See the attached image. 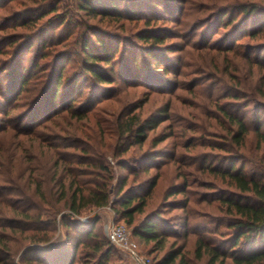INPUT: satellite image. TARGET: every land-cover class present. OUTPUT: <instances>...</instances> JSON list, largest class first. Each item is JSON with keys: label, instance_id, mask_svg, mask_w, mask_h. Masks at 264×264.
<instances>
[{"label": "trees", "instance_id": "trees-1", "mask_svg": "<svg viewBox=\"0 0 264 264\" xmlns=\"http://www.w3.org/2000/svg\"><path fill=\"white\" fill-rule=\"evenodd\" d=\"M161 1L0 0V136L11 140L0 137V264H17L19 253V264H129L102 232L99 217L82 223L62 213L57 219L64 210L79 214L109 204L133 226L137 241L153 242L155 250L163 251L169 238L182 234L175 232L177 226L184 228L185 240L194 236L195 257H205L207 264H264V0L216 4L203 17L194 16L193 1L188 9L189 0ZM141 21L144 26L138 28ZM167 21L176 27L160 24ZM209 23L216 27L209 31ZM219 30L220 37L211 41ZM186 34L195 39L189 41L192 46L240 54L250 70L247 79L232 71L228 80L220 76V87L218 82L215 88L209 85L208 97L215 99L220 115V146L204 135L196 138L220 148V153L206 152L196 160L223 184L209 183L196 203L215 202L222 214L194 221L200 214L191 208L189 179L180 171L182 182L163 194L167 207L184 212L173 216V223L157 208L146 212L159 172L140 177L158 169L164 157L183 163L193 157L161 148L120 159L146 145L150 131L173 118L170 104L145 116L146 100H136L117 115L113 151L117 165L128 170L118 184L107 154L98 153L78 132L88 128L100 98L113 96L122 85L146 84L151 92L170 94L188 86L180 80L187 64H174L168 56L185 48L175 39ZM245 38L256 42L243 43ZM252 130L261 151L255 158L243 151ZM173 136L152 138V144ZM189 142L183 144L186 150ZM14 146L18 151L12 156ZM249 165L255 168L249 170ZM58 222L64 239L54 245ZM153 264H192L186 243L166 249Z\"/></svg>", "mask_w": 264, "mask_h": 264}, {"label": "rangeland", "instance_id": "rangeland-1", "mask_svg": "<svg viewBox=\"0 0 264 264\" xmlns=\"http://www.w3.org/2000/svg\"><path fill=\"white\" fill-rule=\"evenodd\" d=\"M163 1V0H162ZM161 1V2H162ZM170 2H173L169 0ZM196 3V6H194L196 13L194 16H207L210 13L211 9L216 4H225L228 2H232L234 0H189V4H186L185 9L191 8L193 2ZM166 2H168L166 0ZM178 2V1H177ZM165 5L168 3H165ZM195 5V4H193ZM164 5H160L159 7L163 9ZM207 7V8H204ZM150 14V12H148ZM193 16V14H192ZM188 19H192L191 13L190 16H188ZM160 23V22H159ZM135 22L132 21L131 25H134ZM161 25H166L168 27H173L172 22L167 21V23H160ZM159 24V25H160ZM213 23H209L210 26L207 27V29L215 28L216 24L212 25ZM212 25V27H211ZM144 26L143 21H141L138 25V28H141ZM176 27V26H174ZM188 34V33H187ZM186 34V35H187ZM220 30L218 33H216L211 41H215L218 37H220ZM193 39L192 35L184 36L181 39H175L177 42H182V46L185 48L182 51H174L171 53H168V56L174 58V64L180 61L182 63L187 64L186 66L182 67V70L185 74L184 77H181L180 80L188 81V86H181L178 88L173 94L170 93H160V92H151L149 85H140L137 87H127L124 88L121 86V91L115 92L114 95H106L100 98L99 102L96 103L94 106V109L91 113L90 119L87 123V129L84 130V133H82V130L78 132L80 136L86 137L84 138L87 143L91 144L94 149L97 150L98 153H105L107 154V159L109 163L113 166V170L115 171V179L113 180L114 184L120 181L121 177L125 174H127L128 170H123L121 167L117 165V158L114 155V147L117 143V127H116V117L121 112L124 105H126L129 102H134L136 100H142L145 101V105L142 109L143 115H148L151 112H156L161 106H165L166 104H170L172 108V116L173 118L169 121H166L163 123L158 129L152 130L149 133V140L146 145H144L142 148L135 147L133 148L129 154L120 156L121 160H127L129 156H134L142 153L146 149H152V150H159L161 148L167 149L170 152L177 153L176 156L180 154H187V156H192L193 158H188L187 163H183L182 161L178 159H171L166 160V157L164 159H159V161L164 160V162H159L157 165L159 168H153L150 173H142L140 179L147 178L149 176H152L159 172L161 175L158 186L149 202V205L146 208V212H150L157 208L160 212L162 211L165 218H168L169 220L172 219L173 223L177 222V219L173 216L176 215H183L182 209H174L167 207V203L164 202V191L172 184H178L182 182V177L179 178V172L181 171L182 174L186 173L189 179L190 187H189V193H187V196L191 198V208L196 209L195 219L194 221H201L205 217V214H213V215H220L219 210H217V205L215 202L209 203L210 201H204L202 203H196V199L203 192H208L209 187H206L209 183H214L216 186H223L222 182L220 181V178L215 177V175H211L209 173L208 167H204L202 165L199 166V163L201 160L196 158H199L200 155L212 151L213 153H220V148H210L207 146H204L201 141H198L196 138H198L201 135H204L205 137L212 140L214 143L213 145L220 146V115H217V112L215 111V99L210 100L211 98L208 97L209 92L208 88L209 85H214L217 82V88L220 87V76H226L225 79H229L230 72L234 71L236 74L244 76L245 78L247 75L246 73L249 72L250 68L248 67V64L245 59L242 58V56L235 55L233 52H229V54H226L224 51H220V47L216 49H210L201 46H192L189 44V41ZM195 40V39H193ZM186 42H188L186 44ZM197 42L206 43V39H199ZM243 43H254L256 41L249 40L247 38L242 40ZM146 56V55H145ZM225 56L227 59H225ZM148 61H152L147 57ZM153 62V61H152ZM229 62V65L227 64ZM156 67L158 71H162V65H159L157 63H153L152 66ZM228 65V66H227ZM230 68V71H225L224 68ZM222 71V73H220ZM201 72V73H200ZM211 72L214 75L213 79H210L208 77V73ZM223 72H226L227 75L223 74ZM255 73H258V70L255 68ZM247 79V78H246ZM253 78L250 76L248 81H251ZM196 84V85H193ZM215 88V85H214ZM218 90L216 89L214 93L218 94ZM218 116V117H217ZM217 117V118H216ZM98 122V126L96 123ZM210 126V127H209ZM169 132H174L173 137H169L167 140L163 141L162 143L158 145L152 144V138L161 137L163 134H168ZM214 132V133H213ZM217 135H216V134ZM102 135L103 142H100ZM0 137H3L2 139L4 142L8 143L11 140L8 141L9 137H4V135H1ZM186 140H190L188 143L190 148L186 150L183 147V144ZM5 143V144H6ZM17 143V141L15 142ZM257 140L254 131L250 132L249 136L246 140V145L243 149V151L250 157H257V155L261 154V151H258V148L256 146ZM35 152H38L37 149L33 148ZM17 153L18 149L16 146L12 148V156H14V151ZM1 154V151H0ZM12 158V157H11ZM6 160V159H5ZM210 162V161H209ZM214 164V163H213ZM4 162L3 166H7ZM255 168L254 165H249V170L252 168ZM3 169L5 167H2ZM181 169V170H180ZM131 183V181H130ZM129 183V184H130ZM114 185L112 186V188ZM117 189L119 188L116 187ZM117 191H115L116 194ZM186 196V195H185ZM115 196H113L114 200ZM175 197H171L170 200ZM178 198H181V195L178 196ZM202 198H204L202 196ZM118 205H115V207ZM62 213H68L70 214L69 217L71 219L74 218H80L88 220L86 222H90L96 217L100 218L99 226L102 229V232L104 235H107L108 226H110L113 223H123L126 224L130 230L131 238L134 240L138 246L139 252L150 259V264H153L154 261H156V258L163 255L164 251L171 246L186 243V249L188 251L189 258L191 259L192 264H207L206 258L202 259H196L194 250H195V239L194 236L188 237L186 240L183 237L184 234V228L175 226L174 230L175 232H182L180 236L175 239L174 237L169 238L166 247L163 251L155 250V246L152 243H146L144 241H141L135 238L133 235V226L128 224L127 220L121 219L117 213L115 212L113 205L109 204L105 207H95L91 206L86 209H84L79 214H71L69 210H64L58 215V221ZM75 220V219H74ZM179 220V219H178ZM180 222V221H179ZM182 223V222H180ZM176 234V233H175ZM177 235V234H176ZM108 236V235H107ZM64 239V233L63 229L61 227L60 222H58V231L56 234V237L54 238V242H52L54 245L59 244ZM118 249V252L120 255H122L124 258H126L129 262V264H141L140 262H137L135 259L131 258L128 253H126L124 250H122L120 247L116 246ZM154 249V250H153ZM153 250L154 253H151ZM20 253L16 255L15 257V263L19 264L20 260Z\"/></svg>", "mask_w": 264, "mask_h": 264}, {"label": "built area", "instance_id": "built-area-1", "mask_svg": "<svg viewBox=\"0 0 264 264\" xmlns=\"http://www.w3.org/2000/svg\"><path fill=\"white\" fill-rule=\"evenodd\" d=\"M79 222H86L88 220L74 218ZM107 235L109 239L122 250L130 255L131 258L135 259L141 264H150V259L143 256L139 250L136 242L132 240L130 230L126 224L123 223H113L108 226Z\"/></svg>", "mask_w": 264, "mask_h": 264}]
</instances>
